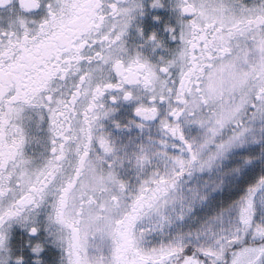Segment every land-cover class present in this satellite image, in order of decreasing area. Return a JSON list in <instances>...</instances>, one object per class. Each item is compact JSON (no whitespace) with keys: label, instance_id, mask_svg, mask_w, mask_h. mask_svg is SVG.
Returning a JSON list of instances; mask_svg holds the SVG:
<instances>
[{"label":"snow or ice","instance_id":"1","mask_svg":"<svg viewBox=\"0 0 264 264\" xmlns=\"http://www.w3.org/2000/svg\"><path fill=\"white\" fill-rule=\"evenodd\" d=\"M0 264H264V0H0Z\"/></svg>","mask_w":264,"mask_h":264}]
</instances>
